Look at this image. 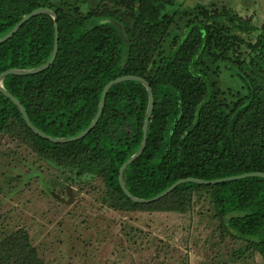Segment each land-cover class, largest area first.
<instances>
[{
    "label": "trees",
    "instance_id": "obj_1",
    "mask_svg": "<svg viewBox=\"0 0 264 264\" xmlns=\"http://www.w3.org/2000/svg\"><path fill=\"white\" fill-rule=\"evenodd\" d=\"M184 1L0 0V37L35 8L56 14L53 62L42 71L2 79L40 131L55 137L78 134L94 116L104 85L115 77L138 75L149 83L153 107L144 149L123 172L126 188L139 198L181 178L264 173V25L224 4ZM53 38L50 15L28 18L0 44V73L44 63ZM226 66L236 69L240 88L221 83ZM146 105L143 84L115 83L85 136L53 142L33 132L0 91V165L10 143L17 161L32 156L54 171L55 178L47 175L50 184H44V171L31 172L46 194L69 184L94 191L101 205L120 212L188 214L204 202L219 235L244 242L264 262V177L187 181L147 203L126 196L118 171L140 145ZM18 176L7 175L5 181ZM0 264L46 263L28 231L17 227L0 231Z\"/></svg>",
    "mask_w": 264,
    "mask_h": 264
},
{
    "label": "rangeland",
    "instance_id": "obj_2",
    "mask_svg": "<svg viewBox=\"0 0 264 264\" xmlns=\"http://www.w3.org/2000/svg\"><path fill=\"white\" fill-rule=\"evenodd\" d=\"M184 2L224 4L256 26L264 25V0ZM223 68L221 83L240 88L236 69ZM13 148L10 143L3 147L9 155L0 165V231L24 227L46 264H264L244 242L219 235L204 202L188 214L120 212L101 205L94 191L73 186L72 201L63 204L46 194L39 177L31 174L44 171V184H50L54 171L32 156L25 163L17 161ZM16 173L19 178L7 184L5 176ZM52 190L67 199L65 187Z\"/></svg>",
    "mask_w": 264,
    "mask_h": 264
},
{
    "label": "water",
    "instance_id": "obj_3",
    "mask_svg": "<svg viewBox=\"0 0 264 264\" xmlns=\"http://www.w3.org/2000/svg\"><path fill=\"white\" fill-rule=\"evenodd\" d=\"M40 13H46V14L50 15L53 19L54 38H53V46H52V50H51V54H50L49 58L44 63H42L38 66L32 67V68H10V69H6L0 73V91L2 93H4L8 98H10L14 102V104L17 106V108L21 112L22 117H23L24 121L26 122L27 126L33 132H35L39 136L46 138V139L53 141V142H67V141H73V140H77L79 138H82L83 136H85L90 131V129L96 123V121H97V119L101 113V110L103 108L104 97H105V94L108 91V89L115 83H118L121 81H126V80H135V81H138L141 84H143V86L145 87V89L147 91V105H146L145 115H144L143 124H142V138L140 141V145H139L138 149L120 165L119 171H118L119 185L128 198H130L131 200H133L135 202L147 203V202L155 201V200L165 196L172 189H174L178 184L183 183V182H187V181L203 184V183H216V182L225 181V180H233V179L243 178V177H247V176L264 177L263 172H247V173H242V174H237V175H232V176H227V177H222V178H216V179H212V180H204V179L195 178V177H186V178H181V179L176 180L174 183H172L166 189H164L163 191H161L160 193H158L152 197L139 198V197L132 195L130 193V191L126 188L125 183L123 181V172H124L126 166L131 161L136 159L144 149V145H145V141H146V132H147L148 120H149V117H150V114L152 111V107H153V94H152L151 87H150L149 83L143 77L138 76V75L127 74V75L115 77V78L111 79L110 81H108L104 85V87L101 91L100 98L98 101L97 110H96L94 116L90 120L89 124L82 131H80L78 134L73 135V136H69V137H55V136H51V135H48V134L40 131L38 128H36L31 123L25 109L23 108L22 104L18 101V99L15 98L9 91H7L3 87L2 79L8 74L36 73V72H39V71L46 69L53 62L55 55H56L57 47H58V30H57V23H56V14L52 9L47 8V7L35 8V9L31 10L30 12L24 14L21 17V19L9 31H7L3 36L0 37V44H1L5 40L10 38L18 30V28L22 25V23L24 21H26L28 18H30L34 15L40 14ZM65 190H66L67 199L60 196L58 193H56L54 191H50V193L59 202H62L64 204H68L73 199L72 187L66 185Z\"/></svg>",
    "mask_w": 264,
    "mask_h": 264
}]
</instances>
